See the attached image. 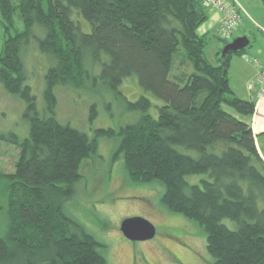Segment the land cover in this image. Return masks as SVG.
<instances>
[{"label": "trees", "instance_id": "trees-1", "mask_svg": "<svg viewBox=\"0 0 264 264\" xmlns=\"http://www.w3.org/2000/svg\"><path fill=\"white\" fill-rule=\"evenodd\" d=\"M0 16V82L25 101L29 122L23 139L0 135L19 150L14 172H0L7 190L0 264H107L102 244L64 211L82 177V161L97 152L102 135L119 137L116 155H123L133 182H161L162 204L202 226L214 264H264V148L261 155L245 119L255 100L239 96L228 75L233 55L247 48L224 58L219 51L215 63L206 58V34L198 29L210 14L201 0H0ZM82 18L91 24L89 32L82 30ZM33 39L53 62L42 112L25 83L22 60ZM180 47L179 66L190 64L193 71L171 80ZM95 62L105 86L142 115L118 131L101 128L90 137L56 118L55 88L81 87ZM131 75L161 99L156 117L148 113L147 95L129 101L119 91ZM199 174L198 183H188L186 176Z\"/></svg>", "mask_w": 264, "mask_h": 264}, {"label": "rangeland", "instance_id": "rangeland-1", "mask_svg": "<svg viewBox=\"0 0 264 264\" xmlns=\"http://www.w3.org/2000/svg\"><path fill=\"white\" fill-rule=\"evenodd\" d=\"M236 1L245 10V14L230 38L220 37L219 28H214L209 19L199 27L198 32L206 34L208 43L205 56L212 63L217 61L218 52L222 51L226 43L247 31L253 33L246 49L250 59H246L245 55H233L229 64L230 83L236 93L241 94L264 66V0ZM206 8L210 15V11H215L212 6ZM80 23L84 32L91 30V24L84 18L80 19ZM15 28L19 31L23 29L18 16L15 17ZM3 41L0 16V52ZM33 41L36 46L32 43L26 48L22 60L27 76L25 83L31 87L37 107L42 112L45 106V74L53 62L46 53L36 48L37 41ZM183 53L184 50L180 47L174 67L168 74L171 80L182 71H193L190 64L179 66ZM253 58L258 60V65H254ZM90 65L89 75L81 87L61 85L55 88L56 118L90 137L95 135L97 129L112 128L118 131L121 126L135 123L142 112L128 109L121 95L105 86L98 76L101 67L99 62ZM118 89L129 101L137 100L142 94L147 95L152 102L148 113L153 117L157 116L161 99L145 92L136 75L126 77ZM255 97L260 99L264 96ZM92 107L95 109V116H92ZM25 108V101L7 93L0 82V135L14 133L19 139L27 136L29 122L23 117ZM97 143V152L82 161V177L75 184L74 194L66 201L64 211L102 244L99 250L107 264H214V258L206 247V234L202 226L162 204L164 185L159 181L135 183L130 179L124 167L123 155H116L119 137L98 136ZM260 144L263 148L264 139ZM18 153L16 146L0 140L1 173L14 172ZM201 178L200 174L186 176L191 184L198 183ZM6 191L3 181L0 184V235L6 229ZM133 216L144 217L155 225L156 234L152 239L131 241L124 237L120 231V223ZM224 222L231 228L235 225L228 219Z\"/></svg>", "mask_w": 264, "mask_h": 264}, {"label": "built area", "instance_id": "built-area-1", "mask_svg": "<svg viewBox=\"0 0 264 264\" xmlns=\"http://www.w3.org/2000/svg\"><path fill=\"white\" fill-rule=\"evenodd\" d=\"M206 7L212 6L220 14L219 36L226 39L232 36L233 31L239 26L244 18V10L235 0H202ZM250 59L249 55H245ZM252 61L254 65L259 62L256 58ZM249 91H254L258 97L264 96V66L257 72L256 77L247 84Z\"/></svg>", "mask_w": 264, "mask_h": 264}, {"label": "water", "instance_id": "water-1", "mask_svg": "<svg viewBox=\"0 0 264 264\" xmlns=\"http://www.w3.org/2000/svg\"><path fill=\"white\" fill-rule=\"evenodd\" d=\"M251 31H247L229 43H226L221 51V57L227 54L237 53L246 49L251 43ZM120 231L125 238L131 241H145L152 239L156 234L155 225L148 219L140 216L125 218L120 223Z\"/></svg>", "mask_w": 264, "mask_h": 264}, {"label": "crops", "instance_id": "crops-1", "mask_svg": "<svg viewBox=\"0 0 264 264\" xmlns=\"http://www.w3.org/2000/svg\"><path fill=\"white\" fill-rule=\"evenodd\" d=\"M210 12H211V15H210L209 20H210L211 24L213 25V27L218 29L219 24H220L219 23L220 14L218 11H214V12L210 11ZM245 88H246V91H244V93H241L238 95L243 97V98L255 100L254 114L251 117H248L245 119L251 126L252 132L256 138L258 150H259L260 154L262 155L261 151L264 147L262 148L260 143H262V139H264V97L258 99L255 97L254 91H249L247 89V87H245Z\"/></svg>", "mask_w": 264, "mask_h": 264}, {"label": "flooded vegetation", "instance_id": "flooded-vegetation-1", "mask_svg": "<svg viewBox=\"0 0 264 264\" xmlns=\"http://www.w3.org/2000/svg\"><path fill=\"white\" fill-rule=\"evenodd\" d=\"M252 35H253V33H252Z\"/></svg>", "mask_w": 264, "mask_h": 264}]
</instances>
